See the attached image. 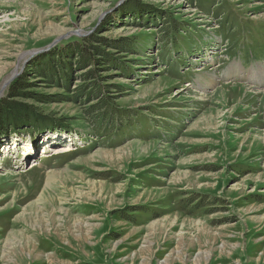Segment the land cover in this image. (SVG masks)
Listing matches in <instances>:
<instances>
[{
  "label": "rangeland",
  "instance_id": "obj_1",
  "mask_svg": "<svg viewBox=\"0 0 264 264\" xmlns=\"http://www.w3.org/2000/svg\"><path fill=\"white\" fill-rule=\"evenodd\" d=\"M73 37L95 65L26 71ZM11 85L76 132L0 139V264H264V0H0Z\"/></svg>",
  "mask_w": 264,
  "mask_h": 264
},
{
  "label": "trees",
  "instance_id": "obj_2",
  "mask_svg": "<svg viewBox=\"0 0 264 264\" xmlns=\"http://www.w3.org/2000/svg\"><path fill=\"white\" fill-rule=\"evenodd\" d=\"M73 40H76L78 42L71 44V41ZM92 40L93 42L91 43L98 42V39L96 38H93ZM80 42H81V39L79 40L75 37L65 40V42H63L61 45L62 47L61 46L55 47L49 53L38 56V58L35 59L36 61L34 60L35 62H33L31 65L30 64L28 65L29 69L26 71L30 72L32 76L34 77H37V78L40 77L43 80H45V82L49 84V87L56 86L57 84L62 83V82H63L62 84H65L64 82H67L69 80L68 77H66V74L70 75L69 73L73 71L74 67H79V68L84 67V69H87V67L89 68V66L87 65L89 64L95 65V63H97L95 58L90 57L88 55L87 43H83L81 45L79 44ZM113 44L115 45V43ZM113 44L110 42L107 44L104 43V45L106 46L108 45L114 46ZM118 49H120L119 46H118ZM102 50L103 51L96 49L95 53L101 56L102 61H105L108 64H111V57H108L107 59H105L106 55L104 54V47H102ZM94 76L95 75L88 73V77L92 80V82H88L87 87L86 88L84 87L80 91H78L77 95L80 97L84 96L90 101L89 103L97 101L96 104L91 105V107L88 109L87 114H90V117L93 118V120H96L97 118H99L97 123H105V122H108V119H106L104 116L99 114L102 110H105V109L98 110L96 108H99L101 103L106 104L107 100L105 98L106 96L104 95L105 92L102 90L99 83L94 82V79H93ZM17 79L14 80V82L12 83V85L13 84L15 85V86L13 85L14 87H16L18 84L16 82ZM12 85L10 86L9 90L10 91L13 90V92L10 94L12 95V97L15 95L17 97V100L15 101L13 100L16 103L15 105L13 104L12 106L7 102H2V103L0 102V139L7 135H11V132L9 131L10 129L12 130L15 129L14 130L15 132L22 131L25 133L36 130L37 133L34 135L40 136L43 133H46L47 131H54V129L58 128L57 124H62L63 122H65L63 121L62 123H57V119L51 116V114H46V116L45 114H42L43 110L41 106L32 107L28 103H25L26 99H23V95L20 92L16 91V89H19V88L18 87L13 88ZM27 88L32 89V90L33 89L37 90L36 84L34 85V83L31 87H27ZM7 104H9L11 108L8 107ZM6 112L9 114L7 115ZM110 116L112 118V114H110ZM44 119L54 123V126L52 128L47 127V129H45L44 125H46V123L48 122ZM69 121L71 120L68 119V121L64 123L65 126L62 125L59 128L61 129L63 128L67 130L72 129L73 132L75 133L76 132L75 126L72 124H69ZM16 129H18L19 131H16ZM24 129L26 131H24ZM93 135L96 136L97 134L93 133ZM31 137L34 138L33 136ZM200 204H198L199 207H200Z\"/></svg>",
  "mask_w": 264,
  "mask_h": 264
},
{
  "label": "water",
  "instance_id": "obj_3",
  "mask_svg": "<svg viewBox=\"0 0 264 264\" xmlns=\"http://www.w3.org/2000/svg\"><path fill=\"white\" fill-rule=\"evenodd\" d=\"M16 74H17V73H16ZM16 74H15L12 78H10L9 82L6 83V85H8L12 79L16 78V77L19 75V74H17V75H16ZM6 85H5V86H6ZM1 89H2V91H3V90H4V86H3Z\"/></svg>",
  "mask_w": 264,
  "mask_h": 264
},
{
  "label": "bare ground",
  "instance_id": "obj_4",
  "mask_svg": "<svg viewBox=\"0 0 264 264\" xmlns=\"http://www.w3.org/2000/svg\"><path fill=\"white\" fill-rule=\"evenodd\" d=\"M253 76V75H252ZM249 78V77H248ZM6 82V81H5ZM30 149V148H29Z\"/></svg>",
  "mask_w": 264,
  "mask_h": 264
}]
</instances>
